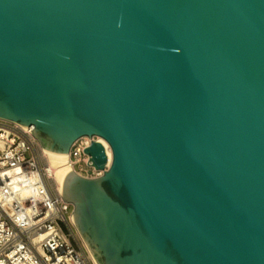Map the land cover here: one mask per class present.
<instances>
[{
  "label": "water",
  "instance_id": "95a60500",
  "mask_svg": "<svg viewBox=\"0 0 264 264\" xmlns=\"http://www.w3.org/2000/svg\"><path fill=\"white\" fill-rule=\"evenodd\" d=\"M0 119L109 143L62 184L97 264H264V0H0Z\"/></svg>",
  "mask_w": 264,
  "mask_h": 264
},
{
  "label": "built area",
  "instance_id": "2783aa9c",
  "mask_svg": "<svg viewBox=\"0 0 264 264\" xmlns=\"http://www.w3.org/2000/svg\"><path fill=\"white\" fill-rule=\"evenodd\" d=\"M92 140L100 138L81 137L69 153L72 170L86 178L104 173L85 152ZM110 164L108 154L105 170ZM0 264H96L33 126L5 119H0Z\"/></svg>",
  "mask_w": 264,
  "mask_h": 264
},
{
  "label": "bare ground",
  "instance_id": "6f19581e",
  "mask_svg": "<svg viewBox=\"0 0 264 264\" xmlns=\"http://www.w3.org/2000/svg\"><path fill=\"white\" fill-rule=\"evenodd\" d=\"M85 138L87 140V139H89V136H85ZM99 138H100V141L103 142L107 148V152L109 154L110 163H111V161H112V149H111L109 143L105 139H103L101 137H99ZM44 154L47 158L49 169L54 171L55 176H56V180L58 183V187L62 191V184H63L64 178H65L66 174L70 170H72L70 154H68V153H66V154L55 153V152H52V151H49L46 149H44ZM94 261H95V259H94ZM95 263H96V261H95Z\"/></svg>",
  "mask_w": 264,
  "mask_h": 264
}]
</instances>
